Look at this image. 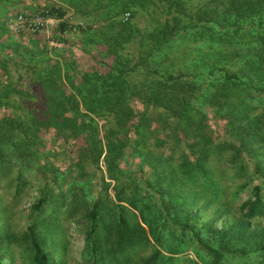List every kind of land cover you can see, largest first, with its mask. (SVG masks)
I'll use <instances>...</instances> for the list:
<instances>
[{"label": "trees", "instance_id": "1", "mask_svg": "<svg viewBox=\"0 0 264 264\" xmlns=\"http://www.w3.org/2000/svg\"><path fill=\"white\" fill-rule=\"evenodd\" d=\"M67 218L88 264H264V0H0V264H66Z\"/></svg>", "mask_w": 264, "mask_h": 264}, {"label": "rangeland", "instance_id": "2", "mask_svg": "<svg viewBox=\"0 0 264 264\" xmlns=\"http://www.w3.org/2000/svg\"><path fill=\"white\" fill-rule=\"evenodd\" d=\"M32 3L35 0H29ZM151 8H155L156 9V14L157 17L159 19H163L164 16L167 13H163L161 11V6H155L154 4H151ZM23 9V8H22ZM30 11H34L36 8L35 5H32L31 8H29ZM27 10V9H25ZM37 11V10H35ZM170 15V14H169ZM133 21L136 22V24L138 26H144V24L146 23V21L148 20V14H147V10L146 9H140L137 14L132 18ZM50 28L48 30L47 33H49ZM57 44L59 46H62V43L57 42ZM65 47H68L67 44L64 45ZM72 51L76 53V56L78 58V60L82 63L85 64H93V60L86 54H84L81 50H79V46H77V44H75L74 46H72ZM130 48H133V46H131ZM43 100L42 98H35L32 99L31 101L26 103L25 108H33L36 107L37 112H40L43 108ZM25 111L24 108L21 109V112ZM31 185H28L27 189L24 190L19 196H18V206H17V210L20 209L22 210V212L19 211L17 217L15 218L16 220L14 221L15 223V230L18 232V230L23 229L24 225L27 222V208L28 205L37 198L39 191L36 188V184L37 181L35 179H32V181H30ZM35 185V186H34ZM111 193H113V190L111 189ZM232 213L234 215H237L238 212L235 209V205L232 207L231 209ZM216 213H214V208L210 207L206 210V213L204 214L203 218H207L208 216H214ZM78 215V213H77ZM221 219L218 220V222L216 223V226L219 227L221 225ZM65 226H66V238L68 240V247L66 249V253H65V260H66V264H88L85 259L82 258V248L84 245V240H83V233L80 230V226H82L81 224L78 225V223H76L74 220H72L71 218H67L65 220ZM21 251V247L18 248ZM188 253L191 254V256H193V252L192 250H188ZM250 262H253L252 259L249 260ZM254 263H256V261H254ZM135 264V263H133ZM136 264H138L136 262Z\"/></svg>", "mask_w": 264, "mask_h": 264}, {"label": "built area", "instance_id": "3", "mask_svg": "<svg viewBox=\"0 0 264 264\" xmlns=\"http://www.w3.org/2000/svg\"><path fill=\"white\" fill-rule=\"evenodd\" d=\"M126 13L124 17H127ZM56 22V18L41 12L24 13L17 12L8 19V24L13 32H19L23 28L35 27L42 33H47L50 25Z\"/></svg>", "mask_w": 264, "mask_h": 264}]
</instances>
